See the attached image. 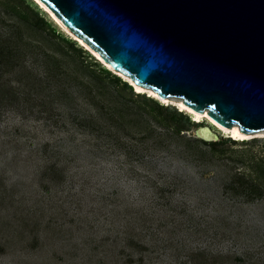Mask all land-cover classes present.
<instances>
[{"label": "rangeland", "instance_id": "1", "mask_svg": "<svg viewBox=\"0 0 264 264\" xmlns=\"http://www.w3.org/2000/svg\"><path fill=\"white\" fill-rule=\"evenodd\" d=\"M104 67L0 0V264H264V136L224 138Z\"/></svg>", "mask_w": 264, "mask_h": 264}, {"label": "water", "instance_id": "2", "mask_svg": "<svg viewBox=\"0 0 264 264\" xmlns=\"http://www.w3.org/2000/svg\"><path fill=\"white\" fill-rule=\"evenodd\" d=\"M41 1L136 84L264 130V0Z\"/></svg>", "mask_w": 264, "mask_h": 264}, {"label": "bare ground", "instance_id": "3", "mask_svg": "<svg viewBox=\"0 0 264 264\" xmlns=\"http://www.w3.org/2000/svg\"><path fill=\"white\" fill-rule=\"evenodd\" d=\"M34 3L37 4V6L45 12L49 18L57 25L59 30L63 31L64 33L68 34L69 37L73 38L74 40H78L80 44L84 46V50L92 56L98 63H100L102 66H105L106 69H110L117 73L118 75H121L125 80H127L136 91L135 93L143 92L148 93L156 98H158L162 103L166 105H177L180 110H186L189 113H191L193 120H197L200 122H209L211 125L219 128L224 132L226 135H231L236 139H250L254 136H264V130H258L251 133H244L241 132V129L238 124H233L231 127H225L218 123L209 113L203 112V111H197L194 108H191L189 106L183 105L179 102H176L168 97H162L159 95V93L152 91L142 85L136 84L131 78H129L125 73L118 72L112 68V66L104 60L83 38H81L79 35H77L74 31H72L69 27H67L64 22L56 15L54 11H52L43 1L41 0H32ZM165 105V106H166ZM202 133L207 139L215 138V134L213 135L208 130L202 128Z\"/></svg>", "mask_w": 264, "mask_h": 264}, {"label": "trees", "instance_id": "4", "mask_svg": "<svg viewBox=\"0 0 264 264\" xmlns=\"http://www.w3.org/2000/svg\"><path fill=\"white\" fill-rule=\"evenodd\" d=\"M75 42V41H74ZM76 43V42H75ZM82 48V47H81ZM105 68V67H104ZM106 69V68H105ZM106 70H108V69H106ZM109 71V70H108ZM109 73L110 74H113V76H115L117 79H119L120 81H122V82H124V84L125 85H129V83L128 82H126V81H124L121 77H119L118 75H116V74H114V73H112L111 71H109ZM131 88H132V86H130ZM133 89V88H132ZM133 91H134V89H133ZM139 95H143V94H139ZM149 99H152V98H149ZM152 100H154V99H152ZM154 101H156V100H154ZM157 102V101H156ZM160 105V104H159ZM161 106H163V107H166V106H164V105H161ZM168 107V106H167ZM175 111H177L178 113H181V114H184L188 119H190L191 120V117L190 116H188L186 113H183V112H180L179 110H177L176 108H175ZM225 138V137H224Z\"/></svg>", "mask_w": 264, "mask_h": 264}]
</instances>
